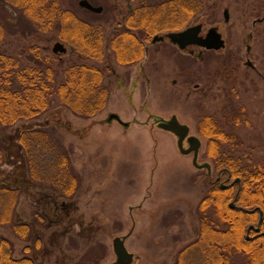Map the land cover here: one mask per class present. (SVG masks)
Returning a JSON list of instances; mask_svg holds the SVG:
<instances>
[{"label": "rangeland", "instance_id": "374dc122", "mask_svg": "<svg viewBox=\"0 0 264 264\" xmlns=\"http://www.w3.org/2000/svg\"><path fill=\"white\" fill-rule=\"evenodd\" d=\"M58 1L62 8L103 29V61H85L104 71L109 97L104 110L91 119L53 107L37 120L18 121L0 131V145L7 155L0 166V181H10L22 189L17 218L32 222L34 235L41 238V249L33 256L35 264H73L85 254L92 262L103 251L98 264H114L112 240L131 228L125 246L134 254L132 264H171L178 251L198 237L196 207L211 178L205 171L200 176L191 154H182L174 134L159 128L154 117L169 119L175 115L189 126L190 134H195L196 122L203 115L221 117L224 107H244L250 124L233 129L242 140L235 156L251 167L264 163V83L248 79L247 68L234 60L239 54L244 56V38L254 31L253 20L263 14L264 0H200L201 10L179 30L197 23L202 24L203 34L214 28L225 41L223 49L195 48L190 54L168 40L152 42L151 38L143 43L144 55L128 65L117 61L109 39L138 1L89 0L103 6L99 15L81 8L79 0ZM0 22L5 26L0 52L23 64L34 62L30 48L42 56H58L64 65L75 61L73 48L57 32H37L35 39L33 27L29 29L23 15L12 7L0 8ZM56 42L65 45V53L52 51ZM234 68L238 73L226 79L225 73ZM111 113L127 126L109 120ZM28 123L33 127L57 126L79 174V187L72 199L24 179L21 151L11 137ZM200 140L199 163L206 160V141ZM35 214L42 215L44 222L40 223ZM0 235L14 242L16 257L24 255L26 242L4 227ZM95 248L99 251L94 252ZM196 254L191 248L187 255L194 259ZM229 264L247 263L245 256L237 253Z\"/></svg>", "mask_w": 264, "mask_h": 264}, {"label": "trees", "instance_id": "16d2710c", "mask_svg": "<svg viewBox=\"0 0 264 264\" xmlns=\"http://www.w3.org/2000/svg\"><path fill=\"white\" fill-rule=\"evenodd\" d=\"M136 1L139 2L137 7L125 15L109 39L117 61L124 65L144 55V41L160 31L179 30L202 7L200 0ZM4 6L23 15L28 28H34L31 33L35 39L37 32H57L58 37L73 48L76 59L64 65L60 57L42 56L30 48L34 62L23 64L18 58L0 52V131L18 121L37 120L53 107L65 108L80 119L100 114L108 103L109 88L104 84V71L85 60L103 61V29L72 10L62 8L58 0H0V8ZM4 34L5 26L0 22V43ZM106 69L110 70L109 66ZM249 124L244 107H224L221 117L205 114L197 120L196 133L206 141L203 156L211 166L210 174L206 169L199 174L205 171L211 180L196 207L200 235L195 243L185 246L179 256L187 255L197 241L206 240L207 254L218 259L213 264H226L225 260L237 253L245 256L247 264H264V236L253 229L247 233L250 225L260 226V231L264 232V163L251 167L243 165L235 156L242 140L234 130L239 125ZM11 140L21 151L25 180L61 198H73L79 187V174L57 134L56 125L33 127V123H28ZM6 156L5 148L0 145V166ZM21 194L20 186L0 181V228H7L26 242L22 249L24 255L16 257L14 242L0 235V264H35L33 256L41 249V238L34 235L32 222L17 218ZM231 202L234 207H230ZM35 218L44 222L40 214H35ZM220 224L224 227L220 228ZM97 250L95 248L94 252ZM103 252L92 262L85 254L73 264H98ZM173 264H186V261L178 258Z\"/></svg>", "mask_w": 264, "mask_h": 264}, {"label": "water", "instance_id": "95a60500", "mask_svg": "<svg viewBox=\"0 0 264 264\" xmlns=\"http://www.w3.org/2000/svg\"><path fill=\"white\" fill-rule=\"evenodd\" d=\"M78 5L82 8H85L94 13H101L103 7L101 5L96 6L91 4L88 0H79ZM225 20H228V12H224ZM202 24L197 23L192 26H188L182 30L178 31H169L164 35H154L152 38V42H159L164 39V37L168 38L169 41L176 45L179 49L184 50L188 46L196 45L208 50H219L224 47V40L221 38L220 34L216 31V29H209L205 35H201ZM66 47L61 42H56L52 48V51L57 54H63L66 52ZM109 120H117L124 126H127L126 122H122L119 116L115 113H111L108 116ZM154 122L157 126L163 130L169 131L173 133L177 138V147L182 154L188 155L190 153L193 154L192 164L198 169H206L207 172L211 173L210 163L207 161L199 163L197 161L198 152L201 147V140L197 135L189 134L190 128L187 124L181 123L175 115H173L169 119H162L160 117H154ZM189 144V147H185L184 142ZM239 181V179H237ZM224 187V185H222ZM230 207H234V202L230 203ZM260 221L262 217V212L260 213ZM251 229H254L256 232H259V227H254L250 225L247 229V233ZM131 232L125 234L123 236H116L112 240V249L115 254V262L114 264H131L134 258L133 253L129 252L125 246V239ZM264 236V232H261ZM247 238L249 236L247 235Z\"/></svg>", "mask_w": 264, "mask_h": 264}, {"label": "flooded vegetation", "instance_id": "af4514ba", "mask_svg": "<svg viewBox=\"0 0 264 264\" xmlns=\"http://www.w3.org/2000/svg\"><path fill=\"white\" fill-rule=\"evenodd\" d=\"M225 21H227V20H225ZM252 28L254 29V31L253 32H249L247 34L246 38H244V41H243V43L245 44V54H244V56H241V54H239L237 56V58H235L234 60H236V62L238 63L239 67H240V63H241L245 68H247L246 69V71H247V75L246 76L248 77V79L251 78L252 82L261 81V82L264 83V12H263V14L261 16L255 18L253 20ZM200 34L201 35H205L206 33L203 34L202 31H201ZM165 40L169 41L168 38L164 37V39L162 41H159V42H163ZM224 43H225V41H224ZM253 44H257L258 47H254ZM224 47H225V45H224ZM195 48H202V47H199V46H196V45H191V46H188L186 49L188 50V52L190 54H194L195 53ZM223 48H221V49H223ZM186 49H184V50H186ZM239 67H238V69H240ZM238 69L234 68V71H233L234 73L231 72V71L230 72H226L224 77L226 79L231 78L233 76L232 74L236 75L238 73ZM225 70H227V69H225ZM195 135H197V133H195ZM184 145H185V147H189V144L186 141L184 142ZM190 154H191V156L193 158V154L192 153H190ZM198 156H199V152H198ZM259 220H260V218H259ZM254 227H259V232H256L254 229L253 230L257 234H260V232H261L260 231V229H261L260 226H255L254 225ZM132 230L133 229L131 228L129 232L132 233ZM199 235H200V226H199V231H198V236ZM129 236L130 235H128L127 238ZM196 239H194L191 242L187 243L185 246H188L189 244L195 243ZM197 243L198 244H195L194 247H192V248H195V250L198 252V254H196L194 256V259L190 258L191 255L179 256L178 253L185 247V246H183L178 251L174 262H177L178 258H181V259L185 260L186 264H213L214 261L218 262V259L214 260V257L212 255L207 254L209 252V246H208L206 240H200V241H197ZM227 257L228 256H222V258H227ZM228 260L229 259L225 260L226 264H229L231 259L229 261ZM133 261H134V258H133ZM133 261H132V263H133ZM173 263H171V264H173Z\"/></svg>", "mask_w": 264, "mask_h": 264}]
</instances>
